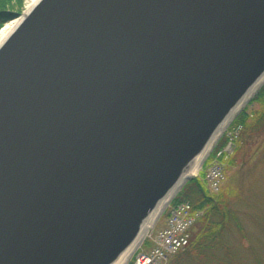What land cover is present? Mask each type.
Instances as JSON below:
<instances>
[{
    "label": "water",
    "instance_id": "1",
    "mask_svg": "<svg viewBox=\"0 0 264 264\" xmlns=\"http://www.w3.org/2000/svg\"><path fill=\"white\" fill-rule=\"evenodd\" d=\"M263 74L264 0H40L0 46V264H112Z\"/></svg>",
    "mask_w": 264,
    "mask_h": 264
},
{
    "label": "rangeland",
    "instance_id": "2",
    "mask_svg": "<svg viewBox=\"0 0 264 264\" xmlns=\"http://www.w3.org/2000/svg\"><path fill=\"white\" fill-rule=\"evenodd\" d=\"M26 3L27 0H24L23 10ZM257 104V102H254L251 106H248V109H253L254 113H256V119H254V124L251 128H240L237 137L242 139L241 147L235 153V160L232 164L228 165V159L230 157L225 161V180L219 189V191L223 190L228 197V201L235 210L245 234V238L241 237L239 230L232 225L227 231L228 243L235 254L231 264H259L257 259H260L261 263L264 264V114H260L263 110L261 111L260 109L259 111ZM231 122L226 126L225 133L223 131L217 141L223 134L232 132L235 128L234 125H231ZM233 140L234 151L236 141L235 139ZM210 157L203 162L200 166L202 169H199V172L196 173V176H201V179H203L206 164L209 163ZM210 193L212 194V192ZM200 213H202L201 210ZM163 221L164 217L160 218L157 227L162 226ZM153 226L149 232L153 229ZM197 227H194V229ZM226 247L219 245L216 248L217 258L213 260H210L211 258L208 256L206 258H198L199 255L197 252L195 250H189V246L178 253L177 257L179 258L180 264H229L226 261L228 259H226ZM185 252L187 253L183 254ZM208 252H213V255H215L214 249L208 250ZM175 257L173 256L168 264H173Z\"/></svg>",
    "mask_w": 264,
    "mask_h": 264
},
{
    "label": "trees",
    "instance_id": "3",
    "mask_svg": "<svg viewBox=\"0 0 264 264\" xmlns=\"http://www.w3.org/2000/svg\"><path fill=\"white\" fill-rule=\"evenodd\" d=\"M24 6V0H0V28L10 20L18 17ZM254 102H257L259 111L263 110L260 114H264V84L254 95V97L247 103V105L240 111V113L233 119L231 125H241L242 128H251L254 124V119L256 116L253 109H248ZM258 117V116H257ZM227 140L225 134L221 136L215 145V150L223 147ZM235 150L233 154L230 155L228 159V165L232 164L235 160V153L241 147L242 139L235 138ZM179 200H188L193 209L201 210L202 213L197 219L194 227L198 226L196 229H192L191 238L189 242V250H195L199 255L198 258L210 257V260L216 259V248L220 246L226 247V261L231 264L232 259L235 257L232 247L227 240V231L229 227L235 226L237 230L241 233V237L245 238L243 226L232 208L228 197L225 195L224 191L221 190L218 193L211 194L201 176L192 177L188 180L180 189V191L172 199V202ZM187 246V247H188ZM215 250V255L213 252L209 253L208 250ZM188 250V251H189ZM187 251V252H188ZM187 252L183 253L186 254ZM210 254V255H208ZM173 259V264H180L179 258L175 255ZM259 264H262L260 259H257ZM205 264V263H204Z\"/></svg>",
    "mask_w": 264,
    "mask_h": 264
},
{
    "label": "built area",
    "instance_id": "4",
    "mask_svg": "<svg viewBox=\"0 0 264 264\" xmlns=\"http://www.w3.org/2000/svg\"><path fill=\"white\" fill-rule=\"evenodd\" d=\"M240 128L238 125L227 134V143L211 155L206 164L203 179L212 192L218 191L224 182V163L233 150V139ZM199 215L200 211L194 210L187 200L167 204L162 226L148 232L123 264H167L170 257L189 244L191 229Z\"/></svg>",
    "mask_w": 264,
    "mask_h": 264
},
{
    "label": "bare ground",
    "instance_id": "5",
    "mask_svg": "<svg viewBox=\"0 0 264 264\" xmlns=\"http://www.w3.org/2000/svg\"><path fill=\"white\" fill-rule=\"evenodd\" d=\"M39 1L40 0H27L24 10L19 15V17L13 19L12 21L5 23L0 28V46L10 36V34L19 26V24L22 22L25 16L28 15V13L35 7V5ZM263 83H264V74L256 82V84L249 90V92L244 96V98L237 104V106L222 121V123L219 125L215 133L211 136V138L206 143L204 148L188 162V166L186 170L184 171L183 176L185 177L193 176L197 173V171L200 169V166L202 164V161L205 155L215 144V142L217 141V139L219 138L223 130L232 121V119L236 116V114L239 113L241 108L249 101V99L263 85ZM231 154H233V150L231 151L230 155ZM177 190H178V184L162 200L159 201V203L155 206V208L143 220L141 224V229L138 235L136 236V238L118 255V257L114 260L112 264H123L130 257L135 247L139 244V242L144 238V236L151 229L157 217L162 212V210L167 205V203L174 197Z\"/></svg>",
    "mask_w": 264,
    "mask_h": 264
}]
</instances>
